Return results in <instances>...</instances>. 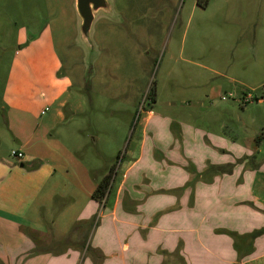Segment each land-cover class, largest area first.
<instances>
[{"label":"rangeland","instance_id":"374dc122","mask_svg":"<svg viewBox=\"0 0 264 264\" xmlns=\"http://www.w3.org/2000/svg\"><path fill=\"white\" fill-rule=\"evenodd\" d=\"M108 1L87 45L75 0H0V181L21 168V125L33 131L58 101L66 119L47 136L98 178L122 161L142 106L186 107L264 156V0Z\"/></svg>","mask_w":264,"mask_h":264},{"label":"crops","instance_id":"0c3cea01","mask_svg":"<svg viewBox=\"0 0 264 264\" xmlns=\"http://www.w3.org/2000/svg\"><path fill=\"white\" fill-rule=\"evenodd\" d=\"M58 102L33 131L21 125V168L0 181V264H264L257 148L200 129L186 107L147 108L101 205L92 195L108 170L98 178L47 136L66 119Z\"/></svg>","mask_w":264,"mask_h":264},{"label":"water","instance_id":"95a60500","mask_svg":"<svg viewBox=\"0 0 264 264\" xmlns=\"http://www.w3.org/2000/svg\"><path fill=\"white\" fill-rule=\"evenodd\" d=\"M76 9L81 18V38L87 45H91V34L95 22L101 13H112L111 3L108 0H75Z\"/></svg>","mask_w":264,"mask_h":264},{"label":"trees","instance_id":"16d2710c","mask_svg":"<svg viewBox=\"0 0 264 264\" xmlns=\"http://www.w3.org/2000/svg\"><path fill=\"white\" fill-rule=\"evenodd\" d=\"M210 0H198V5L201 7H206ZM261 139L258 140V143ZM117 163H115L109 173L105 175L99 182L92 195V199L101 205H104L107 201L109 193L111 191L112 183L114 180L115 170Z\"/></svg>","mask_w":264,"mask_h":264},{"label":"built area","instance_id":"2783aa9c","mask_svg":"<svg viewBox=\"0 0 264 264\" xmlns=\"http://www.w3.org/2000/svg\"><path fill=\"white\" fill-rule=\"evenodd\" d=\"M253 99H254V98L249 94L248 97L246 98L245 103H249V102L253 101ZM145 110H146V108H144L143 106L140 107V111H141V113L145 112ZM42 114H44V112H43ZM149 114H152V112H149ZM12 155H13L15 158H17V159H22V158H23V154H22L21 152H13Z\"/></svg>","mask_w":264,"mask_h":264}]
</instances>
